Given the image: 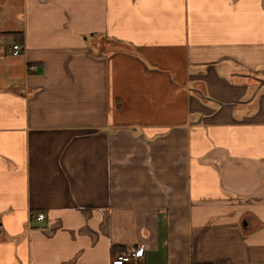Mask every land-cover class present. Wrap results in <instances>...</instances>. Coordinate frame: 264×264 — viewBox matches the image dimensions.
Returning a JSON list of instances; mask_svg holds the SVG:
<instances>
[{
	"label": "crops",
	"instance_id": "obj_1",
	"mask_svg": "<svg viewBox=\"0 0 264 264\" xmlns=\"http://www.w3.org/2000/svg\"><path fill=\"white\" fill-rule=\"evenodd\" d=\"M131 246L264 264V0H0V264Z\"/></svg>",
	"mask_w": 264,
	"mask_h": 264
},
{
	"label": "built area",
	"instance_id": "obj_2",
	"mask_svg": "<svg viewBox=\"0 0 264 264\" xmlns=\"http://www.w3.org/2000/svg\"><path fill=\"white\" fill-rule=\"evenodd\" d=\"M22 47L19 43L14 44L13 54L17 55L20 53ZM45 219L44 213H39L36 216V220ZM145 249L142 246H131L126 250L116 254L112 259V264H128L134 261L140 260L144 257Z\"/></svg>",
	"mask_w": 264,
	"mask_h": 264
},
{
	"label": "trees",
	"instance_id": "obj_3",
	"mask_svg": "<svg viewBox=\"0 0 264 264\" xmlns=\"http://www.w3.org/2000/svg\"><path fill=\"white\" fill-rule=\"evenodd\" d=\"M17 33H19V32H17ZM22 39H23V38H21L20 41H22Z\"/></svg>",
	"mask_w": 264,
	"mask_h": 264
}]
</instances>
